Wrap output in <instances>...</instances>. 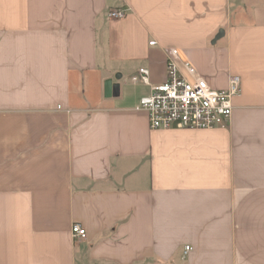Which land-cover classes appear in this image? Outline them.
<instances>
[{
	"label": "crops",
	"instance_id": "crops-1",
	"mask_svg": "<svg viewBox=\"0 0 264 264\" xmlns=\"http://www.w3.org/2000/svg\"><path fill=\"white\" fill-rule=\"evenodd\" d=\"M167 48L241 79L227 128L135 111ZM0 264H264V0H0Z\"/></svg>",
	"mask_w": 264,
	"mask_h": 264
},
{
	"label": "built area",
	"instance_id": "built-area-1",
	"mask_svg": "<svg viewBox=\"0 0 264 264\" xmlns=\"http://www.w3.org/2000/svg\"><path fill=\"white\" fill-rule=\"evenodd\" d=\"M125 15L123 10L108 13L113 20H121ZM150 45L154 46L156 42L152 41ZM165 55L167 81L152 86L149 95L140 100L135 111L149 115L153 130L227 128L233 116V101L241 93V79L232 76L226 89L215 90L189 62L181 58L177 49L167 48ZM149 75V70L142 68L130 81L134 85L151 86ZM71 233L75 240H86L88 237L80 224H74ZM191 251L192 248L187 246L184 256Z\"/></svg>",
	"mask_w": 264,
	"mask_h": 264
},
{
	"label": "water",
	"instance_id": "water-1",
	"mask_svg": "<svg viewBox=\"0 0 264 264\" xmlns=\"http://www.w3.org/2000/svg\"><path fill=\"white\" fill-rule=\"evenodd\" d=\"M224 36V31H221L219 35L216 37V40L220 39ZM121 75L117 76V79H120ZM120 87L118 85L113 84L112 80H107L105 82V96L107 98H110L112 96H117L119 93Z\"/></svg>",
	"mask_w": 264,
	"mask_h": 264
}]
</instances>
